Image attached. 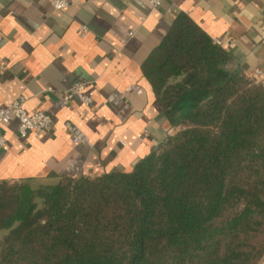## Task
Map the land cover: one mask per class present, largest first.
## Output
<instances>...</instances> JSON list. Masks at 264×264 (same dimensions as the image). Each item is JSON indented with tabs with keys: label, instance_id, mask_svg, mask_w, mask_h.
<instances>
[{
	"label": "trees",
	"instance_id": "trees-1",
	"mask_svg": "<svg viewBox=\"0 0 264 264\" xmlns=\"http://www.w3.org/2000/svg\"><path fill=\"white\" fill-rule=\"evenodd\" d=\"M177 15L141 65L173 130L127 172L0 181V264H259L264 82Z\"/></svg>",
	"mask_w": 264,
	"mask_h": 264
},
{
	"label": "crops",
	"instance_id": "crops-1",
	"mask_svg": "<svg viewBox=\"0 0 264 264\" xmlns=\"http://www.w3.org/2000/svg\"><path fill=\"white\" fill-rule=\"evenodd\" d=\"M65 1L54 11L50 0H0V108L23 98L27 114L53 123L27 139L13 119L2 126L0 181L37 188L127 172L172 134L141 65L180 13L228 52L229 72L259 70L264 82V0H161L157 9L143 0ZM75 82L90 83L91 105L62 104Z\"/></svg>",
	"mask_w": 264,
	"mask_h": 264
},
{
	"label": "built area",
	"instance_id": "built-area-1",
	"mask_svg": "<svg viewBox=\"0 0 264 264\" xmlns=\"http://www.w3.org/2000/svg\"><path fill=\"white\" fill-rule=\"evenodd\" d=\"M151 9L160 7L161 0H143ZM50 5L54 11H62L67 8L65 0H50ZM131 36V33H129ZM219 45V42H216ZM5 70V64L0 62V74ZM252 77L259 79L262 72L255 70ZM90 83L75 82L62 95V104L68 105L73 100H78L82 105L89 106L92 99L86 94V89ZM25 99L14 100L0 108V149L6 145V138L2 132V126L7 125L12 119L16 122V135L20 139H27L30 135H37L41 132L49 131L53 125L52 118L43 112L27 114L23 108ZM66 128H70L66 124Z\"/></svg>",
	"mask_w": 264,
	"mask_h": 264
}]
</instances>
